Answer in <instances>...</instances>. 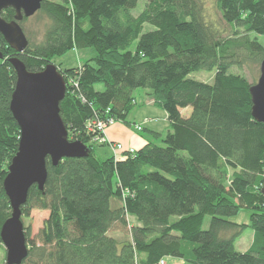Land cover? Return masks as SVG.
Segmentation results:
<instances>
[{"label":"trees","instance_id":"1","mask_svg":"<svg viewBox=\"0 0 264 264\" xmlns=\"http://www.w3.org/2000/svg\"><path fill=\"white\" fill-rule=\"evenodd\" d=\"M138 1L43 0L35 13L46 20L42 40L28 39L21 54L0 34V227L11 214L2 183L20 137L9 111L16 76L8 58L40 71L77 46L94 55L79 66L56 65L67 89L59 111L68 139L85 143L89 155L58 166L46 159L44 189L31 186L21 210L49 214L40 245L31 243L20 264H138L140 254L145 264L164 256L184 264H264V123L250 113L252 83L231 71L264 57L256 38L264 35V0H214L229 36L205 17L202 0H145L134 16ZM1 16L12 20L14 11ZM196 70H214L212 82L188 78ZM142 87L167 113L169 130L122 158L98 157L88 120L126 121ZM241 209L252 211L244 252L234 242L247 224L229 220Z\"/></svg>","mask_w":264,"mask_h":264},{"label":"water","instance_id":"2","mask_svg":"<svg viewBox=\"0 0 264 264\" xmlns=\"http://www.w3.org/2000/svg\"><path fill=\"white\" fill-rule=\"evenodd\" d=\"M43 0H0V34L17 54L25 51L28 38L19 22L40 10ZM13 9L14 18L5 20L1 12ZM3 53L0 50V59ZM9 63L15 71V85L9 111L19 127L18 148L8 165L2 187L9 200L11 214L0 227V242L5 248V264H20L28 256L21 207L27 202L31 186L43 191L47 180L46 159L51 165L65 158L89 155V149L80 140L68 139L67 129L60 115V103L66 95V81L53 63L43 70L30 71L16 55ZM248 89L253 119L264 123V57L260 61L259 76ZM263 167H264V152ZM264 197V182L260 187Z\"/></svg>","mask_w":264,"mask_h":264},{"label":"rangeland","instance_id":"3","mask_svg":"<svg viewBox=\"0 0 264 264\" xmlns=\"http://www.w3.org/2000/svg\"><path fill=\"white\" fill-rule=\"evenodd\" d=\"M70 3V1H69ZM202 7H204L203 12L205 13V17L208 18L210 21L216 22L219 26L225 28V34L224 36H229L232 34V29L229 27L228 24L224 23L222 21V18L219 15V12L217 10V7L214 4V0H202ZM71 4V3H70ZM146 1L145 0H139L137 6L132 9V14L134 16H138L141 12L144 11L146 7ZM46 20L43 15H33L30 16V18H27L23 23L22 26H24L25 29V35L30 41L39 42L42 40V33L46 26ZM151 27L145 26L144 30H150ZM241 29H236L235 34L240 33ZM253 36V35H252ZM257 40L264 46V35H258ZM94 55V51L91 48H85V49H79L77 46H74L72 50L67 51L62 56H54L53 64L60 66V68L65 69L68 67H75L81 65L86 58ZM59 68V67H58ZM234 73H242L246 80L249 83L256 82L257 77L259 76V64H251L248 68L247 66L243 67L242 69L237 70L236 68L231 69ZM215 72L214 70H196L195 72H192L188 75V78L196 79L199 81H202L204 83L208 82L211 83L214 78ZM98 88L101 89V86ZM134 97H136V103L132 106V109L130 110L129 114L126 116V121L124 120H116L114 123L115 125H111L107 127L108 132H112L116 135H122L129 137L131 141L134 140L136 142L138 140H141L144 138V136L147 135L146 131L143 129L141 132H138L135 130V125H140L143 127V123L145 125V118H149L146 115H150V109L147 104L148 102H153L152 96L149 95L148 90L145 88H136L134 90ZM149 96V97H148ZM159 110V107H156L153 105L151 109ZM157 108V109H156ZM153 109V110H154ZM190 112V108H186L184 111H182L183 115H187ZM146 116V117H144ZM151 118V117H150ZM90 134V140L89 145L91 144L93 148V152L97 155H100V157H105V153H109L108 147L103 148V146L99 147L101 145L100 142L97 140H94V132L90 131L88 132ZM115 136V135H114ZM123 144V143H122ZM124 145V144H123ZM126 146V145H124ZM127 148H132V146H126ZM113 150V149H112ZM105 152V153H103ZM113 152L121 154V157H123L124 152L120 150H116ZM8 171V170H7ZM240 212L232 217L229 218L232 222H237L241 224H247L246 229L242 232L243 234L240 235L235 239V249H237L240 252H244L247 250V248L250 245V242L252 241L253 233L250 227V214L252 213L251 210L248 209H241ZM49 212L47 210L43 209H33L31 210L30 214L28 216H21V221H23L24 231L27 229L29 231L28 235V246H31V243H36L37 245H40V242L38 241V234L39 230L43 225V221L45 218H47ZM175 219V217H172V220ZM209 222V217L205 216L203 221V229H207ZM114 234V233H113ZM164 263L163 264H175L178 259L173 258L172 256H164L162 257ZM6 254H5V248L4 245L0 242V264H5ZM32 261L29 262V264ZM180 264H184V262H180Z\"/></svg>","mask_w":264,"mask_h":264},{"label":"crops","instance_id":"4","mask_svg":"<svg viewBox=\"0 0 264 264\" xmlns=\"http://www.w3.org/2000/svg\"><path fill=\"white\" fill-rule=\"evenodd\" d=\"M147 104H148V106H151V107H149L150 115H146L149 118H145L148 120L144 121L145 125L143 123V127H142V130L144 129L146 131L147 135L144 136V138L141 140L136 139L137 141L134 142V140L131 141V139L127 136L125 138V136H122V135L118 136L116 134H113L112 132H108L107 128H106L105 132H104V136H105L106 141L101 146H103V148L108 147L109 153L107 154V153L103 152V153H105L106 156L100 157V155H98V157L108 158V157L114 156L116 159H119L121 157V154H119V153L115 154V152H113L112 148L110 147V144H112V143H121V144L123 143L126 146H132V147H134V149L138 150V149L142 148L144 146V144L147 143V141L155 140V137H154L155 133H160L161 135H165V132H167L169 130L167 113L165 112V110H163L161 107L155 105L154 103L147 101ZM153 105L156 107H159V110L157 108H156L157 110H155L154 108H153L154 110L151 109L153 107ZM146 116H144V117H146ZM113 125H115V124H113ZM135 130H137V129H135ZM137 131L141 132L139 130H137ZM101 146H99V147H101ZM131 222L132 223L135 222L134 218H131ZM182 261L183 260L178 259V261L175 264H180V262H182ZM138 264H145V259H144L142 254L138 255Z\"/></svg>","mask_w":264,"mask_h":264},{"label":"built area","instance_id":"5","mask_svg":"<svg viewBox=\"0 0 264 264\" xmlns=\"http://www.w3.org/2000/svg\"><path fill=\"white\" fill-rule=\"evenodd\" d=\"M69 84H72L74 87H76L77 83L73 82L72 79H69ZM148 119H145L144 121H147ZM116 122V120L110 116V117H105V118H90L86 124V131L89 132L93 131L94 132V140H97L100 143H105L106 139L104 136V132L105 129L109 126H111L112 124H114ZM135 129L141 131L142 127L140 125H135ZM110 147L114 150V151H125V152H129V153H134V149L132 148H127L125 147L123 144L121 143H112L110 144ZM164 261L160 260L159 264H163Z\"/></svg>","mask_w":264,"mask_h":264}]
</instances>
